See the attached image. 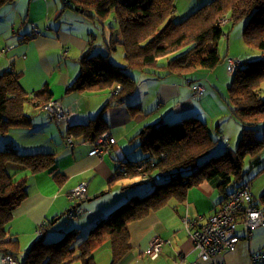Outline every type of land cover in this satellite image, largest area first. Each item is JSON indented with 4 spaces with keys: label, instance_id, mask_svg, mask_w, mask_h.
Wrapping results in <instances>:
<instances>
[{
    "label": "trees",
    "instance_id": "1",
    "mask_svg": "<svg viewBox=\"0 0 264 264\" xmlns=\"http://www.w3.org/2000/svg\"><path fill=\"white\" fill-rule=\"evenodd\" d=\"M13 1L0 0V7ZM62 1L66 8H79L84 16L102 26H106L113 16L115 26H111L110 39L104 38L102 44L108 54L97 51L101 45L96 43V34L91 33V41L81 61V74L71 85L78 93L108 92L110 99L99 117L87 125L69 126L68 107V119L58 124L45 109L56 100L47 86L28 93L22 87L20 73L14 69L0 70L1 262L6 257H12L19 264H97L95 251L109 242L111 264H121L131 251V224L146 219L152 212L186 203L189 192L203 184L213 186L223 196L209 220L222 211L233 194L244 190L250 191V205L261 210L264 216V193L259 197L253 195L255 178L247 179L245 172L246 161H250V168L257 167L264 152V0H211L182 21L176 19V0ZM228 19L230 24H220ZM244 20L248 23L243 39L248 47L262 52L263 59L259 61L228 59V55L223 56L220 52L222 41L229 39L224 29ZM30 37L35 36L32 34ZM120 46L125 50L124 67L110 60L111 54ZM68 51L63 50L64 57ZM231 61L241 63L233 74L229 72ZM225 62L229 74L234 76L232 85L228 87V104L242 126L235 152L227 149L214 154L222 140L215 138L208 124L198 117L186 118L178 123L160 122L147 126L137 139L140 140V148L149 157L143 161L121 164L124 171L119 167L121 177L140 179L136 185L144 189L140 196H132L109 218L100 221L77 247V232H70L59 243H45L42 239L35 241L29 251H21L18 240L10 235L7 225L12 221L14 211L28 197L29 177L49 172L60 186L67 181L56 166L54 154L25 153L15 146L12 132L30 129L33 125V118L26 111L28 104L36 110H45L59 129L65 131V142L69 148L75 147V138L81 135L86 136L84 142L91 147L102 135L111 134L104 113L110 107L126 104L135 93L138 84L135 75L164 71L186 78V82H192V86H203L189 77L193 78L200 71L215 70ZM203 87L205 94L206 88ZM111 136L114 137L113 134ZM69 137L73 140L72 145ZM224 143L229 145L226 139ZM114 145L110 146V150ZM203 159L206 161L202 162ZM263 172L264 168L259 174ZM161 175L163 177L158 180ZM149 184L153 187L149 188ZM67 197L75 205L66 215L69 219L77 220L84 213L77 218H71L70 214L84 209L88 196L86 199H75L68 194ZM259 228L264 226L241 233L239 242L250 240ZM256 255H253L252 261Z\"/></svg>",
    "mask_w": 264,
    "mask_h": 264
},
{
    "label": "crops",
    "instance_id": "2",
    "mask_svg": "<svg viewBox=\"0 0 264 264\" xmlns=\"http://www.w3.org/2000/svg\"><path fill=\"white\" fill-rule=\"evenodd\" d=\"M210 2L176 0V19L182 21L194 13L192 10ZM226 21L230 24V19ZM95 22L93 27L92 21L82 12L66 8L62 0H14L0 7V70L14 69L20 73L22 87L28 93L47 86L52 96L69 108V126L87 125L97 119L110 99L108 92L78 93L69 88L81 74V61L91 40L90 34L97 29ZM245 27H233L228 37V52L233 49V32L237 31L235 38L239 40ZM34 30H38L39 34L33 38L30 36ZM104 35L106 38L107 34ZM237 44L234 43L239 54ZM8 47L11 50L6 52ZM65 49L69 51L64 57ZM218 69L200 71L193 78L189 77L205 86V94L199 97L194 96L192 86H188L186 78L180 75L164 71L139 74L137 89L126 104L110 107L104 113L107 128L117 140L109 154L104 156H90L91 147L85 144L86 136L82 135L75 138V147L69 148L65 142V131L59 129L45 110H36L28 104L26 111L32 116L33 125L30 129L12 132L15 146L25 153L54 154L56 166L67 181L60 186L49 172L29 177L28 197L14 211L13 219L7 225L10 235L18 240L21 251L25 253L33 247L36 230L42 223L46 225L44 238L49 235V225H52L56 231L52 235L54 239L77 232L78 238L83 240L93 227L109 218L132 196H140L144 190L136 186L140 179L121 177L119 167L123 163L139 162L149 157L142 151L137 139L147 126L198 117L208 124L215 138L222 140L214 154L231 149L232 142L238 144L242 126L230 110L228 84L224 87L219 85L223 76L217 74ZM222 72H226L225 68ZM225 139L228 146L224 143ZM260 158L261 164L252 166L250 175L256 169L257 172L263 170L264 152ZM83 182L88 184L85 212L79 219L72 220L66 214L75 203L67 196ZM254 190L255 186V196ZM257 192L260 195L264 192V182L256 188ZM222 199L223 196L213 186L203 184L189 192L186 203L176 204L177 209L167 207L131 224V251L121 264H209L199 258L184 225V218L188 216L200 228L208 222ZM155 236L169 240L171 244L165 245L160 256L153 259L147 251ZM262 251L264 228H259L250 240L240 241L234 251L222 253L217 260L224 264H252L253 255ZM94 256L97 264H111L110 243L95 251ZM103 256L107 260L101 263L99 260ZM0 264H3L1 259Z\"/></svg>",
    "mask_w": 264,
    "mask_h": 264
},
{
    "label": "built area",
    "instance_id": "3",
    "mask_svg": "<svg viewBox=\"0 0 264 264\" xmlns=\"http://www.w3.org/2000/svg\"><path fill=\"white\" fill-rule=\"evenodd\" d=\"M227 21L222 20L220 24H225ZM38 30H34L33 35L37 36ZM241 65L239 61H231L229 72L233 74ZM192 86V82H188ZM71 88V85L69 86ZM195 96L199 97L204 94L203 86H192ZM45 109L50 116L58 124H63L69 117L68 109L60 100H54L49 103ZM72 145L73 140L68 138ZM116 144V139L110 133L102 135L95 143L91 145L92 150L90 156H104L109 150L110 146ZM121 171H124L123 165L120 166ZM125 173H122V175ZM163 175L158 177L160 180ZM88 194V185L83 182L76 186L69 193L70 198L86 199ZM251 194L249 190H244L237 194H233L229 203L217 215L212 217L207 224L200 228H196L195 222L188 217L184 218V224L188 230L190 238L193 241L194 248L198 253L199 258L209 264H224L217 260V257L224 252L234 251L239 242L241 233H247L260 226H264V216L261 210H257L250 205ZM249 204V205H248ZM85 209L81 208L76 213L70 214L71 218H77L84 213ZM45 223H42L36 230V240L40 241L45 237ZM171 244L170 241L163 240L160 236H155L151 240L149 249L147 251L153 259L160 256L164 245ZM3 264H19L18 261L12 257H6L2 260ZM252 264H264V252L257 254L253 259Z\"/></svg>",
    "mask_w": 264,
    "mask_h": 264
},
{
    "label": "rangeland",
    "instance_id": "4",
    "mask_svg": "<svg viewBox=\"0 0 264 264\" xmlns=\"http://www.w3.org/2000/svg\"><path fill=\"white\" fill-rule=\"evenodd\" d=\"M183 5H186V3H184ZM183 5H182V7H183ZM187 6V5H186ZM181 7V8H182ZM177 8V7H176ZM191 8H189V10H190ZM200 9V8H199ZM195 11H197V10H192L191 12H195ZM177 13V12H176ZM83 14V13H82ZM86 17V16H85ZM92 21V20H91ZM248 23V21L247 20H244V21H242V22H240V23H238V24H236V25H234V26H241V25H244V27H245V25ZM95 25L97 26L96 28V30L94 31V34H96V43L97 44H100L101 46H99L98 47V50L97 51H100V53L102 52V53H107V49L106 48H103V46H102V44H104V33H103V30H104V32H105V34H107V39L109 38L110 39V36H111V32H112V29H111V26L113 25V26H115V23H114V19H113V16H111V18H109V20L106 22V26H102L100 23H98L97 21L95 22ZM92 26L94 27V20L92 21ZM234 26H232V25H229L228 27H226L224 30H225V34H227V36L228 35H230L231 34V31H232V29H233V27ZM239 28V27H238ZM245 29H243V31H244ZM235 32H237L236 30L233 32V34H232V43H231V46L233 47V49H231L230 50V52H228L229 51V49H228V47H229V42L228 41H226V39L225 40H223L222 41V43H221V50H220V52H221V54L223 55V56H231V57H237V59H240V60H242V61H259V60H261V59H263V54H262V52L260 51V50H258V49H254V48H250V47H248V45L245 43V41H244V39H243V37H244V33L242 32V34H241V36L239 37V40L238 39H236L235 38ZM85 33H87V32H85ZM91 41V40H90ZM109 41V40H108ZM235 42H237L238 44L237 45H239V54H238V48L234 45V43ZM9 50H11V48L10 47H8L7 49H6V52L7 51H9ZM97 51H96V53H97ZM230 53V54H229ZM108 54V53H107ZM242 55V56H241ZM227 56V57H228ZM110 60L112 61V63H115V64H117V65H120V66H126V61H125V50H124V47L123 46H120V47H118V49L115 51V52H113L112 54H111V56H110ZM222 68H225V70H226V72L225 73H223L222 72ZM137 72V71H136ZM139 72V71H138ZM220 72V73H219ZM217 74H219V76H223V79L222 80H220L219 81V85H220V87H224V85H227L228 84V87L229 86H231L232 85V83H233V79H234V76L233 75H231V74H229V72H228V70H227V63L225 62V63H223L220 67H219V69L217 70ZM136 76V79H137V75H135ZM194 78H197V77H194ZM227 90H228V88H227ZM195 95H196V93H194ZM262 96H263V98H264V92L262 93ZM237 122V121H236ZM240 124V123H239ZM241 126V125H240ZM218 139H220V138H218ZM226 146H228V144L226 145ZM238 146H239V142H238V144H237V142L235 143V142H232V146H231V151H236L237 150V148H238ZM211 155V154H210ZM209 155V156H210ZM209 156H207V157H209ZM218 156V155H217ZM214 157H216V155L214 156ZM206 161V160H205ZM204 161V159L202 160V162H205ZM249 168H250V161L249 160H247L246 161V164H245V172H246V178L247 179H249V178H255V177H257L258 176V173L259 172H257L258 171V169H256L254 172L255 173H253L252 175H250V176H248V174H247V171L249 170ZM257 172V173H256ZM264 182V173L263 174H261V175H259L257 178H255V180H254V186H255V190H254V193H255V195L257 196V197H259L260 196V192H257L256 193V188L260 185V184H262ZM148 187L150 188V187H153L152 185H148ZM143 192V191H142ZM264 193V192H263ZM49 230H50V233H49V235L46 237V238H43V241L45 242V243H59V242H61L62 240H63V238H64V235H59V236H57L55 239H54V237H52V235L56 232V231H54L53 230V226L52 225H49ZM89 233V232H88ZM88 235V234H87ZM86 235V236H87ZM81 236V235H80ZM85 236V237H86ZM53 241H55V242H53ZM81 243V238H79V240L75 243V247H77L79 244ZM31 249V248H30ZM29 249V250H30ZM106 256H103L102 258H100V262L101 263H104V262H106ZM75 264H82V263H80V262H76Z\"/></svg>",
    "mask_w": 264,
    "mask_h": 264
},
{
    "label": "water",
    "instance_id": "5",
    "mask_svg": "<svg viewBox=\"0 0 264 264\" xmlns=\"http://www.w3.org/2000/svg\"><path fill=\"white\" fill-rule=\"evenodd\" d=\"M75 10H77V11H80V9H79V8H75ZM80 12H82V13H83V11H80Z\"/></svg>",
    "mask_w": 264,
    "mask_h": 264
}]
</instances>
